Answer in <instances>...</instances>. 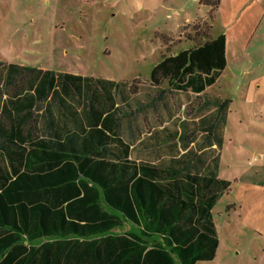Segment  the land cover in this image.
Listing matches in <instances>:
<instances>
[{"label":"crops","instance_id":"obj_1","mask_svg":"<svg viewBox=\"0 0 264 264\" xmlns=\"http://www.w3.org/2000/svg\"><path fill=\"white\" fill-rule=\"evenodd\" d=\"M208 24L209 36H225L226 65L211 84H207L209 75L205 74L191 76L193 83L187 84L188 78L185 77L181 82L185 87H175L166 80L152 83L150 72L145 75L138 72L126 76H103L93 71H56L42 66L0 62V168L4 176L0 180L8 182L21 172L30 174L35 171L30 166L40 165L41 161L46 163L45 153L61 155L69 148L82 149L86 146L84 142L93 143L94 137L102 134L119 141L110 140L107 143L108 159L130 161L137 168L135 177L139 175L140 167L152 172L141 174L144 180L143 204L139 200L133 202L130 191L133 178L130 179L127 193L133 209H191V204H195L196 209H204L210 205L208 209L216 245L211 258H198L193 264L229 259V252L234 246L222 241L220 227L228 233L230 228L243 225L264 240V189L259 188L264 182L257 185L253 180H243L244 191L233 190V183L239 182L238 176L253 179V175L263 171L248 158L249 167L243 168L240 173L237 167L224 163L227 147L234 153H251L244 145L227 142L243 138L255 141L264 137V117L260 115L257 120L251 119L252 114L244 111L246 120H241L232 112V101L219 91L221 75L234 68L247 55V49L239 48L242 43L240 36L234 39L224 32L212 34L210 21ZM188 27L183 31L189 32ZM190 33L185 39L192 43L188 36ZM165 44L167 52H160L153 66L162 54L173 55L193 45L173 51L168 46L169 42ZM22 67L33 68V75L26 74ZM46 70L79 77L55 78L48 89L43 75ZM89 77L102 80L96 87L89 86L90 82L85 80ZM216 99L226 100L224 115L218 110ZM71 138L73 143L68 145ZM36 143H39L37 149L40 151L37 161L29 152ZM12 166L16 174L12 172ZM148 182L154 183L156 188L166 187L169 190L153 207L149 205ZM233 191L246 192L245 198L254 199L256 209H235L236 204L229 203L226 209L217 213L227 216L219 227L213 216L214 207ZM153 196L157 194L154 192ZM177 198L187 205L181 207L180 201H173ZM234 216L237 221L232 223ZM124 225L129 228L123 229ZM142 227L123 219L118 231L125 233L128 229ZM223 256L225 259H222ZM259 261L257 264H263L264 259Z\"/></svg>","mask_w":264,"mask_h":264},{"label":"trees","instance_id":"obj_2","mask_svg":"<svg viewBox=\"0 0 264 264\" xmlns=\"http://www.w3.org/2000/svg\"><path fill=\"white\" fill-rule=\"evenodd\" d=\"M219 2L199 0L213 11ZM191 28L188 36L193 45L173 55L162 54L150 71L152 83L166 80L185 87L181 83L185 77L187 84L193 83L191 76L205 74L211 84L224 69V34L209 36L210 25L205 21H197ZM22 69L33 75V68ZM43 75L48 89L55 78L79 77L52 70ZM85 80L96 87L102 79ZM215 102L224 115L226 100ZM94 138L93 143L84 142L82 149L69 148L61 155L52 152L45 156L42 151L46 163L30 166L34 172L16 174L12 166L15 178L0 180V264H193L198 258H211L217 240L210 205L204 209H196L195 204L191 209H133L127 193L130 179L133 202L143 204L141 174L152 172L140 167L135 177L133 163L106 157L107 143H118L117 139L102 134ZM72 143L71 138L68 145ZM38 146L29 149L36 161ZM147 184L153 207L169 190ZM173 201H180L181 207L187 205L178 198ZM123 219L143 227L120 233L116 229Z\"/></svg>","mask_w":264,"mask_h":264},{"label":"rangeland","instance_id":"obj_3","mask_svg":"<svg viewBox=\"0 0 264 264\" xmlns=\"http://www.w3.org/2000/svg\"><path fill=\"white\" fill-rule=\"evenodd\" d=\"M197 21H210L212 34L224 32L234 39L240 36L239 48H246L247 55L221 75L219 91L232 101V112L241 120H246L244 111L252 114L251 119L264 117V0H220L214 11L199 0H0V62L56 71H93L103 76L145 75L160 52H167L165 42L173 51L192 44L185 38ZM188 26L190 31L184 32ZM232 143L246 146L251 153H234L227 147L225 164L237 167L240 173L249 167L248 158L263 171L253 179L238 176L233 190L244 191L243 180L262 184L264 137L227 142ZM254 149L258 151L253 153ZM259 188L264 189V185ZM234 191L214 207L219 227L227 216L217 213L229 203H235V209H256L255 200L245 198L246 192ZM233 219L232 223L237 221L236 216ZM227 232L220 227L222 241L234 246L229 259L195 264L263 261L264 240L256 236L257 232L243 225Z\"/></svg>","mask_w":264,"mask_h":264}]
</instances>
